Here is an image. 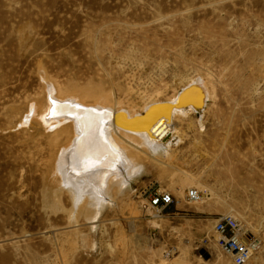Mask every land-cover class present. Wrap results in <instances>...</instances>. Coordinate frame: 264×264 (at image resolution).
I'll list each match as a JSON object with an SVG mask.
<instances>
[{"label": "rangeland", "instance_id": "1", "mask_svg": "<svg viewBox=\"0 0 264 264\" xmlns=\"http://www.w3.org/2000/svg\"><path fill=\"white\" fill-rule=\"evenodd\" d=\"M197 77L210 97L175 117L167 165L138 153L98 206L52 173L65 139L19 121L47 83L141 113ZM153 180L177 200L158 218L139 196ZM228 212L261 241L246 264H264V0H0V264H231L201 242Z\"/></svg>", "mask_w": 264, "mask_h": 264}, {"label": "bare ground", "instance_id": "2", "mask_svg": "<svg viewBox=\"0 0 264 264\" xmlns=\"http://www.w3.org/2000/svg\"><path fill=\"white\" fill-rule=\"evenodd\" d=\"M46 87L44 99L32 100L29 109L18 120L20 124L32 121L43 128L53 145L60 137L65 139L57 150L52 173L59 177L60 186L70 192L74 206L87 197L98 206L103 203L109 188L122 189L127 185L143 168L137 160L138 153L167 165L159 157L171 156L170 145L176 137L175 117H184L188 111L201 113L210 97L207 82L197 77L183 85L170 99L155 100L154 97L160 94L158 90L141 97V113L150 105L155 106L139 119L133 117L141 113L128 107L133 105L132 102L115 99L111 92L101 88L72 86L61 90L50 83ZM184 89L179 101L185 103L183 107L176 109L161 104L175 102L178 93ZM197 188L189 186L187 190L198 192ZM200 198L199 195L197 201ZM226 214L236 217L231 212Z\"/></svg>", "mask_w": 264, "mask_h": 264}, {"label": "built area", "instance_id": "3", "mask_svg": "<svg viewBox=\"0 0 264 264\" xmlns=\"http://www.w3.org/2000/svg\"><path fill=\"white\" fill-rule=\"evenodd\" d=\"M199 195L194 189H189L185 193V198L188 202H195ZM139 196L154 218L160 217L165 208L177 203L174 195L161 189L154 180L141 189ZM201 242L203 246L215 245L231 264H246L261 247V241L256 235L247 231L234 215L226 213L213 219L211 234L203 237Z\"/></svg>", "mask_w": 264, "mask_h": 264}, {"label": "water", "instance_id": "4", "mask_svg": "<svg viewBox=\"0 0 264 264\" xmlns=\"http://www.w3.org/2000/svg\"><path fill=\"white\" fill-rule=\"evenodd\" d=\"M185 90L186 89H184V90H181L179 93H178V97H177V99H176V101L175 102H173V103H164V102H162L161 104L162 105H170V106H174L176 109H178V108H180V107H183L182 105H184L185 103H180L179 101H180V97H181V95L183 94V92H185ZM193 106H194V104H192ZM155 105H150L145 111H143L140 115H137V116H135V117H133V118H143L147 113H148V111L151 109V108H153Z\"/></svg>", "mask_w": 264, "mask_h": 264}]
</instances>
